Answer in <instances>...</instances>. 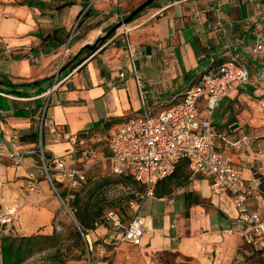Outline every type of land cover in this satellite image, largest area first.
<instances>
[{
	"label": "crops",
	"instance_id": "0c3cea01",
	"mask_svg": "<svg viewBox=\"0 0 264 264\" xmlns=\"http://www.w3.org/2000/svg\"><path fill=\"white\" fill-rule=\"evenodd\" d=\"M75 1L0 0V214L12 211L14 223L26 230L20 234L39 232L53 216L57 203L50 201L48 181L41 179L39 165L41 129L42 147L51 161L64 157L80 169L76 160L88 159L87 169L95 163L89 156L97 154L123 122L147 107L170 106L174 96L181 100L204 70L236 56L249 67L251 83L217 104L212 117L214 144L243 170L249 204L264 215V61L252 52L256 35L247 24L255 5L250 0H226L222 6L233 23L229 45L212 29L215 6L222 0H158L148 6L127 25L136 69L144 80L140 89L124 35L115 44L85 52L82 62L63 65L59 71L65 53V60L70 61L91 42L88 36L100 34L99 28L88 35L81 28L77 32L81 37L67 45L72 25L84 9L79 2L70 4ZM99 4L101 10L108 6L103 0ZM113 9L112 20L122 15L120 8ZM57 27L69 31L66 43L43 40ZM29 53L38 60H30ZM57 74L58 84L49 94ZM200 105L203 111V100ZM53 128L60 134L86 137L87 142L80 146L53 133ZM14 136L18 137L16 146ZM28 150L34 153L23 162L11 156ZM29 185L32 192L24 194L22 187ZM168 186L171 193H155L140 207L139 214L146 223L149 217L153 226L144 234L142 245L150 244L149 249L155 251L177 250L199 264H232L247 234L232 197L226 192L214 194L209 178L194 174L189 164ZM144 207L146 211L141 212Z\"/></svg>",
	"mask_w": 264,
	"mask_h": 264
},
{
	"label": "built area",
	"instance_id": "2783aa9c",
	"mask_svg": "<svg viewBox=\"0 0 264 264\" xmlns=\"http://www.w3.org/2000/svg\"><path fill=\"white\" fill-rule=\"evenodd\" d=\"M100 1L102 0H91L88 7L83 9L78 21L74 24L67 45L77 34L76 29L80 22L89 18L88 13H91L92 8H95ZM250 1L255 5V11L247 22L256 35L252 52L257 59L264 61V0ZM103 2L108 6L102 10L99 9L97 14L99 17H105L114 12V6L118 8L121 6L120 0H103ZM225 2L226 0H222L215 6L217 19L212 29L220 32L221 37L229 45L233 23L227 19V13L222 8ZM129 32L127 25H123L122 31L111 36L104 45L115 44L118 36L124 35L125 50L141 89L144 80L136 69L135 54ZM29 58L36 62L39 57L29 53ZM65 58L66 53L62 58L59 71L63 67ZM124 75L122 73V76ZM248 83H251L250 69L236 56L217 66L207 68L203 71L199 81L185 91L181 100L176 101V96H174L170 106L160 103L158 107H147L140 115L129 118L114 130L108 137L109 155L107 159L114 174L130 178L145 188L144 192L140 193L142 199L154 196L159 182L172 176L178 164L182 160H187L194 174L209 178L214 194L219 195L226 192L232 197L240 220L247 225V242L256 246L260 245L264 249V215L257 209L251 208L249 204V190L243 170L235 165L231 155L218 150L214 144L216 131L212 117L217 104L222 98L230 96L238 87ZM57 84L58 74L48 89L49 94L53 93ZM202 100L205 103L203 111L200 105ZM48 104L49 102L46 103L45 110ZM202 112L205 114L204 117H202ZM44 118L45 112L43 121ZM52 131L80 146L87 142L86 137H79L69 132L60 134L55 128ZM17 141L18 137L14 136V146L17 145ZM40 145L41 159L47 176L53 182L48 169V162L51 159L46 160L42 147V129ZM32 153H34L33 150H28L24 154L16 153L11 156L17 162H23L24 157ZM56 163L58 173L70 181L71 188L79 186L86 179L85 170L68 164L64 157ZM69 196L74 197L73 194ZM140 207L139 203V210ZM139 210L137 209V212ZM13 214L12 211L0 214V232L10 233L5 232L3 227L14 221L11 217ZM106 218L114 229L112 238H116L119 243L142 245L146 225L143 215L137 213L128 225H125L123 219L113 210L109 211Z\"/></svg>",
	"mask_w": 264,
	"mask_h": 264
},
{
	"label": "rangeland",
	"instance_id": "374dc122",
	"mask_svg": "<svg viewBox=\"0 0 264 264\" xmlns=\"http://www.w3.org/2000/svg\"><path fill=\"white\" fill-rule=\"evenodd\" d=\"M120 1V9L122 15H120L119 18H114L113 20L109 19L111 14L105 17L97 16L99 9H101L97 8L101 7V4H99L100 2H98L97 5H99H96L95 8H92V12L94 14L92 16H89V18L83 19L76 30L78 31L83 28L82 32L88 35L89 32L94 28H99L100 34L98 36H88L91 44L98 45V39L107 36V33L109 32L108 27H110V25L117 24L119 21L126 18L133 9H135L145 0ZM78 2L84 9L91 3L90 0L85 2L77 0L70 4H76ZM76 21H78V19ZM75 23L76 22H74V24ZM74 24L72 25V29L74 27ZM122 29L123 26L118 28L115 31V34L120 33ZM77 35L78 33L74 35L72 40L69 42V46L72 42H74L75 39L77 40L79 39V37H81ZM104 44H100L98 47H96L95 50L99 49L101 46H104ZM90 51L92 52L93 50ZM64 63L65 64L63 65L66 67L69 65L70 61L68 60V58ZM108 155V140L105 139L98 153L94 156H89V158H91L90 162L95 159V163L92 164V167L85 169V164L88 163V159H85L82 162L76 160V165L80 169L85 170L86 175V182L82 185L77 186L76 189L77 191H79L84 186L86 187V185H91L94 190L96 188H99L93 195L92 200L90 201V205L92 211H94L93 209L96 208L103 209V215L101 219L95 221L94 228L87 229V235L83 234L84 240H87L89 243V246L85 245V253L81 255L80 259L72 260L68 264H199L194 258L186 256L185 254L177 250L155 251L149 249L150 244L145 246L133 245L131 243H119L116 238L111 237V235L114 234V229L106 218L109 211H115L116 214H119L121 216L124 224L128 225L130 221H132L133 217L137 213H139V211L137 212V209L139 210V203L142 205V203L146 199H142L140 197V193L143 192L142 186H140L130 178L121 177L112 172L110 162L107 159ZM39 159V165L41 166V169L43 171L41 179H46L48 181L49 192L51 194L50 201H55L57 203V207L54 209L53 216L47 223V226L42 227L39 232L52 233L54 227H57L61 233H64L66 235V237H70L69 235L72 231L73 226H76L79 230H81L79 223L74 216V211L69 205L72 202V198L69 196L70 192H72L70 181L66 178L61 177L56 169L57 163H55L54 161H50L48 162V169L53 180L52 182L51 179L47 176L43 160L40 157ZM95 177L98 178L95 179ZM98 179L104 180L98 181ZM95 182L97 183L94 186ZM22 188L25 189L24 194L32 192V187L30 185L24 186ZM64 191H67L68 193L65 198L60 195V192L62 193ZM85 203H87L86 199L84 200V204ZM145 211L146 207H144L141 212ZM152 227V223L150 221V218L148 217L147 223L145 225V233L152 231ZM186 229H188V224L186 225ZM3 230L5 232H14L18 234L26 231L25 229L23 230L19 228V226L15 224L14 221L9 225L3 227ZM254 238L256 239V237ZM244 239L245 241L239 249L238 258L232 264H264V249H262L260 245L256 246L254 244L248 243L246 236H244ZM74 251L76 254L81 253V249L77 246ZM26 264L39 263L31 261Z\"/></svg>",
	"mask_w": 264,
	"mask_h": 264
},
{
	"label": "trees",
	"instance_id": "16d2710c",
	"mask_svg": "<svg viewBox=\"0 0 264 264\" xmlns=\"http://www.w3.org/2000/svg\"><path fill=\"white\" fill-rule=\"evenodd\" d=\"M155 3L152 2L150 6ZM142 12V11H141ZM134 16L133 20L136 19L140 13ZM91 14L88 13V16ZM110 25L108 27V31L112 29L114 26ZM69 31L65 27H57L53 29L50 33L45 35L43 40H47L50 42H56L57 45H62L66 43ZM115 34V31L106 36L104 39H98V45L104 44L107 39ZM90 53V49L84 46L71 60L70 64H78L84 60L82 55L84 53ZM62 70V69H61ZM53 77H50L45 80H49ZM7 82V85L11 87H19L17 84L12 83L11 81L3 80V83ZM40 81L34 82V84H38ZM29 86L30 84H24ZM44 137V133H42V138ZM44 156L46 160L50 159V155L47 151L44 150ZM188 166L187 160H182L180 164L177 166L175 173L164 179L159 183L157 187V196H164L166 194L171 193V188L168 186V181L172 178L176 177V174L180 172L183 167ZM184 176V172L182 173ZM123 177V176H121ZM127 178V177H126ZM86 180V179H85ZM82 181L80 185L85 183L86 181ZM97 182H95L94 186ZM137 183V182H136ZM161 185V191H160ZM142 186V185H140ZM87 187V188H86ZM81 190L77 191V187H73L72 192L74 197L72 198L71 204H69L73 211L74 216L77 219L81 230H79L76 226L72 227V231L70 233V237H66L64 233H61L57 227H54L52 233H43V232H35L32 234H18L14 232L10 233H0V264H26L31 261H35L39 264H68L70 261L75 259H80L81 255L85 253L86 246H89L87 240H84L83 234L87 235V229L94 228L95 221L102 218L103 209L96 208L91 210L90 201L92 200L93 195L99 189H93L91 185H86ZM143 187V186H142ZM145 188L143 187V192ZM84 193V194H83ZM67 191L60 192V195L65 198L67 196ZM87 196V197H85ZM87 200V203L84 204V200ZM119 215V214H118ZM120 216V215H119ZM121 217V216H120ZM73 224V223H72ZM70 240V241H68ZM81 249L80 254H76L74 249Z\"/></svg>",
	"mask_w": 264,
	"mask_h": 264
},
{
	"label": "water",
	"instance_id": "95a60500",
	"mask_svg": "<svg viewBox=\"0 0 264 264\" xmlns=\"http://www.w3.org/2000/svg\"><path fill=\"white\" fill-rule=\"evenodd\" d=\"M154 1L155 0H145V1H143L139 6H137L135 9H133L131 11V13L126 18L122 19L117 24H115L112 27V29L107 33V36L111 35L114 31H116L121 26L131 23L133 21V18H134L135 15H137L139 12L143 11L144 9H146ZM105 37H101V38H105ZM84 46H86L87 48H89L90 50H93V51H95V49L97 47V45L91 44V43L85 44Z\"/></svg>",
	"mask_w": 264,
	"mask_h": 264
}]
</instances>
